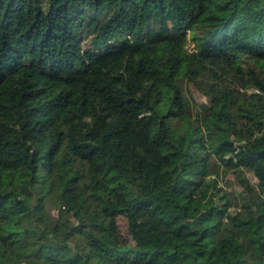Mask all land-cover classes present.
Returning <instances> with one entry per match:
<instances>
[{"label":"trees","instance_id":"trees-1","mask_svg":"<svg viewBox=\"0 0 264 264\" xmlns=\"http://www.w3.org/2000/svg\"><path fill=\"white\" fill-rule=\"evenodd\" d=\"M0 221V264H264V0H0Z\"/></svg>","mask_w":264,"mask_h":264},{"label":"rangeland","instance_id":"rangeland-1","mask_svg":"<svg viewBox=\"0 0 264 264\" xmlns=\"http://www.w3.org/2000/svg\"><path fill=\"white\" fill-rule=\"evenodd\" d=\"M188 92L191 94V97L193 99V101L197 104H202L204 102H206L205 98L196 90L194 89L193 87H188ZM221 174V173H220ZM221 178V175L219 177V179ZM231 182H232V185L231 187L234 188L235 191H241L242 190V183L237 181L233 176L229 175L227 177ZM250 181L253 183L254 182V179L252 177H249ZM222 184V183H221ZM3 221H0V225H3ZM126 237V236H125ZM2 248V251L5 253V254H11L13 256H19L20 252L19 250L16 248V247H8V246H3L1 247Z\"/></svg>","mask_w":264,"mask_h":264}]
</instances>
